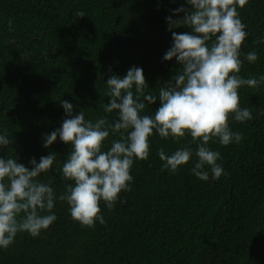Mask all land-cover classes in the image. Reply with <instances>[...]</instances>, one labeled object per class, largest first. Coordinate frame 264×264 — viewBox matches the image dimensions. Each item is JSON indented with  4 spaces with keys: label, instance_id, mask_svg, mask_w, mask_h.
<instances>
[{
    "label": "trees",
    "instance_id": "1",
    "mask_svg": "<svg viewBox=\"0 0 264 264\" xmlns=\"http://www.w3.org/2000/svg\"><path fill=\"white\" fill-rule=\"evenodd\" d=\"M186 0H0V135L12 141L0 146V157H15L31 168L30 160L56 153L51 169L37 178L51 181L57 219L38 236L20 232L7 248H0V264H264V83L238 89L241 109L252 119L229 117L240 143L209 147L219 151L224 169L218 180L207 181L191 172L195 155L175 174L162 170L158 151L171 155L191 147L190 135L174 141L153 132L149 156L134 159L130 191H122L114 207L100 202L105 224L82 226L60 201L65 185L62 164L71 146L59 137L43 147L44 135L60 128L66 117L61 101L81 110L85 119L108 117L107 79L123 78L132 66L143 69L149 88L170 80L180 67L175 58L163 59L173 44L166 17ZM83 12L84 17L75 13ZM246 25L242 53L255 51L254 63L244 60L238 75H264V0H247L237 9ZM11 21V27H9ZM178 34L190 32L177 28ZM111 69V71H109ZM159 100L142 114L152 115ZM110 133L103 150L118 140ZM42 212L41 215H46Z\"/></svg>",
    "mask_w": 264,
    "mask_h": 264
},
{
    "label": "clouds",
    "instance_id": "2",
    "mask_svg": "<svg viewBox=\"0 0 264 264\" xmlns=\"http://www.w3.org/2000/svg\"><path fill=\"white\" fill-rule=\"evenodd\" d=\"M246 3L247 0H186L188 7L173 11V15L183 16L166 17L173 44L163 59L175 58L180 67L159 86L156 95L145 94L149 87L140 67L132 66L123 78L111 75L106 81L110 102L105 104L104 112H115L114 122L110 123L106 116L86 120L83 110L73 116L74 105L67 100L60 102L67 118L60 128L44 135L43 147L50 148L57 137L71 146L61 171L63 178L73 183L65 185L59 200L67 202L74 221L85 227H93L97 221L105 224L100 202L112 209L119 194L131 190L130 169L134 159L148 158L149 138L154 131L160 138L171 137L174 141L190 135L196 144L195 150L186 146L171 155L161 148L157 154L163 162L162 170L175 174L195 155L192 174L207 181V166L212 179L220 178L224 172L217 163L221 154L210 149L209 142L218 140L228 146L242 141V134L231 130L229 117L237 122L253 117L248 108L241 109L238 89L258 88L264 83V75L259 79L238 75L244 60L254 63L258 59L255 51L241 52L247 32L237 9ZM75 15L85 16L82 11ZM182 27L190 32L173 31ZM257 42L264 41H254ZM157 100L160 106L152 115L142 114ZM110 133H119L120 138L103 150ZM10 143L6 135H0V146ZM55 161V152L41 156L39 162L32 158L31 168L19 163L16 156L0 157V248L7 249L20 232L38 236L57 219L52 212L56 196L51 181L37 179ZM42 212L48 214L41 215Z\"/></svg>",
    "mask_w": 264,
    "mask_h": 264
}]
</instances>
